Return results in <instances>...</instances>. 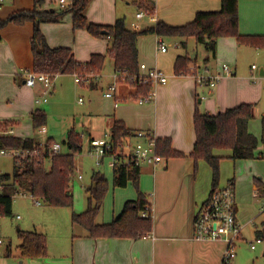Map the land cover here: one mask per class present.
Wrapping results in <instances>:
<instances>
[{"label":"crops","instance_id":"0c3cea01","mask_svg":"<svg viewBox=\"0 0 264 264\" xmlns=\"http://www.w3.org/2000/svg\"><path fill=\"white\" fill-rule=\"evenodd\" d=\"M11 1L13 6L8 14L16 10L32 9L35 7L36 0H27L26 5L24 0ZM154 2L156 6L155 20L150 19V21L157 23L164 20L167 22L164 15H162L166 12V9L161 8L169 6L176 8V14L178 13L176 18L178 22L175 25H183L192 21L199 11L219 10L221 8V0H154ZM4 4L0 7V10ZM106 23L111 24L108 21ZM106 23L101 24L107 25ZM126 26L130 28V26ZM33 31V22H26L22 25L10 23L6 28L0 29L2 35L0 37V121L18 127V136L22 138H32L28 133L29 129H25L20 125L25 123L33 127L32 112L37 109L35 99L43 95L41 86L31 88L25 84V71L33 69L31 50ZM239 31L243 35L264 36V0H239ZM101 40L106 42L109 47V39ZM156 40L157 35H155L154 40L155 46ZM176 40L178 50L171 63V73L166 72L169 75L168 82L155 88V97L151 102L139 104L135 98L136 87L131 86L130 83L117 82L116 80L107 83L108 86L104 93L107 99H113L115 103L118 101L126 104L121 112L111 111L106 114V122L111 130L105 131V135L112 133L115 121H123L133 133L132 141L135 140L136 131L150 129L159 138H169L172 149L185 154L182 157H163L164 159L156 167L141 166L139 185L151 204L153 217L152 238L144 236L137 239L95 238L91 237L81 226L73 225L71 221L69 228L68 226L67 228L66 226L63 228L54 226L50 233L51 237L47 239V255L37 258L22 257L19 250L14 252L12 246L6 243L0 249V264L221 263L223 253L227 247L225 241H198L194 239L195 217L200 207L207 201L213 188L212 169L208 170L202 159L194 163L187 156L192 152L196 141L194 115L198 105L202 106L205 113L215 115L246 102L252 103L256 94L254 92L244 94L238 87L233 86L234 81L239 80L237 68L232 70L229 67L231 74L224 76L214 89L198 84L194 75L185 76L174 73L176 58L185 55L197 60V73L222 72V66L226 64L225 60L230 57L236 58L237 52L241 51L242 46L236 38H220L217 43L216 57L210 58L208 61L205 60L208 57L206 51L201 55V58L190 56L188 44L191 41L196 42L195 38L191 37L187 40L186 49L181 47L180 38ZM55 44L56 46L49 43L51 47L63 46ZM70 48H72L76 57L77 47ZM196 49L198 51L197 47ZM167 52H159L155 48L154 62L147 63L143 60L139 50V62L149 67L161 68L158 60L159 55ZM111 64L114 70L113 62ZM253 66L256 65H252V73L258 70L257 66L256 68H253ZM101 73L99 77H102ZM260 76H264V68H260ZM97 79L98 76L91 79V83L89 82L91 88L98 86L99 80ZM112 86H114V90L110 89ZM110 90L113 92V97L105 95ZM117 107L115 105L116 109ZM256 111L257 109L253 107V117ZM22 128L25 131H20ZM89 137L90 139L98 138L94 133H90ZM216 150L218 149H215L214 153L221 157L222 162L225 154H221ZM228 156L232 158L231 150ZM256 157L264 158L261 153L258 154V149L254 158ZM230 182L234 183V181ZM255 189L260 190L257 186H255ZM71 193L73 194V187ZM258 196L260 195L258 194ZM136 198L137 191L131 182L125 188L114 190L112 210H106L105 215L101 216V220H98L99 216H97L96 222L99 224L110 223L119 216L125 202ZM242 227V233L236 243V248L240 242L252 241H248L244 236V226ZM260 232L264 233V221L261 222L260 227L255 229L256 238L261 237Z\"/></svg>","mask_w":264,"mask_h":264},{"label":"trees","instance_id":"16d2710c","mask_svg":"<svg viewBox=\"0 0 264 264\" xmlns=\"http://www.w3.org/2000/svg\"><path fill=\"white\" fill-rule=\"evenodd\" d=\"M44 0H36L32 9H21L12 13L9 18H0V29L8 23L18 25L33 22L34 31L31 41L33 55V69L37 73L51 75L76 74L82 78L96 77L105 64L106 57L102 54H93L90 61L79 62L70 47H51L45 34L41 31V24L58 22L62 15L72 12L74 29H87L94 37L109 39L108 54L114 65V72L119 80L136 87L135 98L145 96L151 89L145 84L140 73L138 39L142 35L155 34L158 37H177L181 39L182 48H187V40L195 38L196 43L208 53L205 59L216 57L217 43L220 38H236L240 44H251L257 48L264 46V37L261 35H243L239 31V0H221L219 10L199 11L194 19L183 25H169L163 21L144 30H133L126 26L123 18L117 19L112 25L89 23L85 13L91 0H72L67 10L42 9ZM140 10L147 14L155 13V2L152 0H137ZM198 71L197 60L188 55L178 56L174 64L176 75L193 76ZM77 75V74H76ZM91 81V79H90ZM253 118V105L243 103L226 109L215 115L201 113L198 109L194 115L196 141L192 152L187 155L194 163L204 159L212 169L213 187L220 179L221 157L215 155V149H230L233 159H250L256 156V151L262 143L264 147V117L261 122V138L256 137L249 130V122ZM47 114L42 109L32 112V123L35 129L45 126ZM133 138V133L123 121H115L112 127V140L115 152L118 153L116 166L113 169V186L125 188L131 182L137 191V198L125 202L119 216L110 223L99 224L96 218L101 211L109 182L101 171H93L92 184L88 188V209L82 213H73L72 224L79 225L91 237L99 238H141L151 233L153 217L142 216V212L150 211L151 204L141 189V167L128 164L125 156L119 151L120 146ZM52 138L47 139L43 155L33 159L25 158L14 162L13 174H6L5 179L11 180L6 192L0 196V217L11 216L12 194L17 187L34 197L44 200L49 205L66 207L73 204L71 193L72 182L76 175V155L82 151V136L70 132L64 142L66 151L53 155ZM0 145L7 147L37 148L42 152L40 141L33 138H6ZM121 150V149H120ZM123 152V151H122ZM158 154L162 157H182L184 153L171 147L169 138H158ZM264 157V152L261 153ZM233 181V180H232ZM229 184L234 185L233 182ZM21 243L18 250L22 257L37 258L47 255V238L38 231H18ZM259 235L264 239V233Z\"/></svg>","mask_w":264,"mask_h":264},{"label":"rangeland","instance_id":"374dc122","mask_svg":"<svg viewBox=\"0 0 264 264\" xmlns=\"http://www.w3.org/2000/svg\"><path fill=\"white\" fill-rule=\"evenodd\" d=\"M70 1L44 0L40 8L58 9L60 12L67 10L62 9L61 5L67 4ZM24 4H27V0H24ZM12 6L13 2L11 0H8L4 4L0 10L1 19L5 20L9 18L12 13L8 14V12ZM161 9H166V12L162 15H164V19L167 22L162 21L172 25L178 22L176 20L178 14H176V8L166 6ZM139 10L140 8L135 3V0H91L85 17L89 23L105 24L107 21L111 23H106L107 25H112L117 19L123 18L126 25L131 28V22L136 20V13ZM139 24L141 26L139 30H144L155 26L156 22L150 21V16H145ZM40 28L48 38V43L51 45L54 44L56 46L55 43H57L58 45L77 47V60L83 64L90 61L94 53L102 54L106 59L103 70L101 71L102 77H99L100 73L97 75V80L99 81L96 88L90 87L91 82L77 83L74 74L53 75V78H55L54 87L51 93L47 95L48 101L35 105L36 108L44 110L47 114L45 126L48 132L46 135H42L38 129L30 126V124L22 123L20 125L21 127H25V129H29L28 133L33 139L46 143L47 138H52L55 143L61 144L65 151L64 142L67 141L69 133L74 132L80 134L82 136V151L76 155L75 159L77 170L72 182L73 204L71 206H52L40 198L38 199L41 203L37 205L35 203L36 198L18 195L13 199L11 216L0 217V230L6 243L12 246L14 252L18 251V246L21 243L18 233L19 230H36L43 233L49 239L54 226H59V228L65 226L67 228L68 226L69 228L73 213H82L88 209V188L92 184V173L94 170L101 171L109 182V189L103 207L98 214V220H101V216L105 215L106 210H112L114 190L120 189L113 186V168L108 166V159L100 165L97 164V157L91 153L89 137L90 133H94L98 138L105 137L104 132L111 130L106 122V114L111 111L119 113L123 110V106L126 105L125 103L119 102L118 107L120 108L117 107L116 109L115 101L113 99H107L104 96L108 86L107 83L114 82L115 80V73L111 64L112 61L108 54V46L106 42L94 37L85 28L75 31L72 12L62 15L58 22L42 23ZM163 39L168 47V52L160 54L158 60L161 64V69L171 73V63L176 57L174 55L178 50V42L176 40L177 38L166 37ZM154 40L155 34L143 35L139 40L141 56L147 63L150 61L154 62V50L156 48ZM241 46V51L239 50L237 52V57H230L225 62L232 70L237 68L239 80L234 81L233 86L238 87L244 94H249L250 92L256 94L252 103H246L253 105L257 109L254 113L255 116L249 122V130L260 138L261 122L264 117V76H260V68H264V46L258 49L251 44H241ZM188 51L193 58H201V55L205 52L204 48L195 41H191L188 44ZM252 65L258 67V70L254 73H252ZM76 74L78 75V73ZM130 85L132 86V84ZM80 98L83 100L82 103H79ZM197 107L198 111L205 113L202 110V106L198 105ZM15 128L18 133L19 128L16 126ZM20 131L25 130L22 128ZM216 151L225 154L220 165L218 185L225 187L229 185V181H234L238 207L237 220L244 226L243 233L247 240L254 241L256 239L255 229L260 227L261 222L264 221V212H261L262 202L264 200V158L256 157L253 159L234 161L228 156V153H230L229 149H218ZM263 152L264 147L260 142L258 154ZM202 160L205 162L208 170H211L207 161ZM13 170V159L0 157V171L12 175ZM79 175L82 176V179L79 178ZM255 186L260 188V190H256ZM17 189L20 191L18 187ZM14 190H10L11 193H14ZM17 215L21 216L20 220L16 219ZM236 254L237 256L232 264H264V243L258 244L255 250H251L249 242L245 240L238 243Z\"/></svg>","mask_w":264,"mask_h":264},{"label":"built area","instance_id":"2783aa9c","mask_svg":"<svg viewBox=\"0 0 264 264\" xmlns=\"http://www.w3.org/2000/svg\"><path fill=\"white\" fill-rule=\"evenodd\" d=\"M6 0H0V7ZM154 1V0H152ZM72 5V0L67 4H62V9H68ZM150 16V19H154V14H147L143 10H139L136 13V20L131 23V29L139 30L141 28L139 22ZM156 49L159 52H167L168 47L165 44L163 38L157 36ZM256 68V66H253ZM115 73V72H114ZM140 73L144 78L143 83L150 84L151 89L145 95L137 99L139 104H145L151 102L155 97V88L158 85H165L168 82L169 75L159 67H149L144 63H140ZM230 68L227 64H223L222 72L206 73L198 72L194 75L198 84L214 89L217 84L223 79L224 76L230 75ZM75 76L77 83L90 82L91 77L87 76L82 78L78 75ZM97 77V76H96ZM115 80L118 82L119 76L115 73ZM53 75L46 73H37L34 69L25 71V84L28 87L35 88L42 87V96L35 99V104L47 102V95L54 87ZM156 86V87H155ZM155 87V88H154ZM114 90V86L110 88ZM108 91L105 95L107 97H113V92ZM82 98L79 99V103H82ZM118 101L115 103L118 106ZM42 135L47 134L46 126L38 128ZM18 136L17 130L14 124L5 123L0 121V142L6 138H15ZM158 136L150 129L138 130L135 133L136 141L132 139L126 141L120 146L119 151L125 156V160L128 164L135 166L150 165L156 167L164 158L158 154ZM42 152H39L37 148L29 147H7L0 145V157H8L13 159L14 162L21 159L30 158L33 159L37 155H43L45 150V142H40ZM91 153L97 157V164L100 165L106 159H108V165L114 169L118 158V153L115 152V145L112 140V133H108L102 138H91ZM63 146L59 143H54L52 146V154H62ZM123 151V152H122ZM7 173L0 171V196H2L7 188L10 186L11 180H7L4 176ZM79 178H82L80 175ZM30 196L36 198L35 203L40 205L41 201L34 197L29 192L17 190L12 194V199L16 196ZM258 196V194H256ZM261 212H264V200ZM142 216H152L151 210L142 212ZM16 219H21L20 215L16 216ZM242 225L237 220V202L234 185H227L220 187L219 185L213 187L207 201L200 207L194 220V239L198 241H218L223 240L227 243V247L223 253L220 264H231L236 258V243L242 233ZM147 238H152V233L147 234ZM264 243L262 237H257L254 241L249 242L251 250H255L258 244ZM6 240L0 230V249L4 247Z\"/></svg>","mask_w":264,"mask_h":264}]
</instances>
